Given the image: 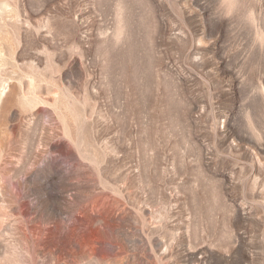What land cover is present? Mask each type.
Returning a JSON list of instances; mask_svg holds the SVG:
<instances>
[{
	"label": "rangeland",
	"instance_id": "obj_1",
	"mask_svg": "<svg viewBox=\"0 0 264 264\" xmlns=\"http://www.w3.org/2000/svg\"><path fill=\"white\" fill-rule=\"evenodd\" d=\"M0 264H264V0H0Z\"/></svg>",
	"mask_w": 264,
	"mask_h": 264
}]
</instances>
